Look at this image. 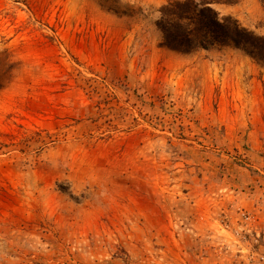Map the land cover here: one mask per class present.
I'll return each mask as SVG.
<instances>
[{"label":"rangeland","instance_id":"rangeland-1","mask_svg":"<svg viewBox=\"0 0 264 264\" xmlns=\"http://www.w3.org/2000/svg\"><path fill=\"white\" fill-rule=\"evenodd\" d=\"M170 1L0 0V264H264V65L162 47Z\"/></svg>","mask_w":264,"mask_h":264},{"label":"trees","instance_id":"trees-1","mask_svg":"<svg viewBox=\"0 0 264 264\" xmlns=\"http://www.w3.org/2000/svg\"><path fill=\"white\" fill-rule=\"evenodd\" d=\"M232 0L170 1L159 9L156 27L160 45L180 53L229 47L240 50L264 65V34H256L240 26L230 16H219L213 4H231ZM14 63L8 53L0 52V89L9 82Z\"/></svg>","mask_w":264,"mask_h":264}]
</instances>
